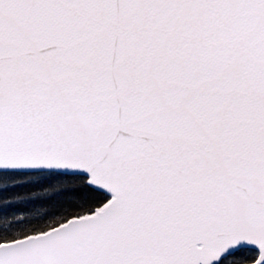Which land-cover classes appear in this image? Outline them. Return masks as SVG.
<instances>
[{"label":"snow or ice","instance_id":"snow-or-ice-1","mask_svg":"<svg viewBox=\"0 0 264 264\" xmlns=\"http://www.w3.org/2000/svg\"><path fill=\"white\" fill-rule=\"evenodd\" d=\"M0 264H264V0H0Z\"/></svg>","mask_w":264,"mask_h":264}]
</instances>
